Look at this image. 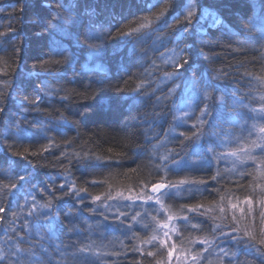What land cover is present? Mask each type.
Instances as JSON below:
<instances>
[{
	"label": "trees",
	"instance_id": "obj_1",
	"mask_svg": "<svg viewBox=\"0 0 264 264\" xmlns=\"http://www.w3.org/2000/svg\"><path fill=\"white\" fill-rule=\"evenodd\" d=\"M48 2L53 8L39 5L37 0H0V9H3L0 11V33H8L0 38V93L7 100L4 113L0 114V207L5 209L0 212V245L12 235V230L18 236L31 237L34 243L39 241L37 233L46 237L49 224L44 220V213L55 217L51 224V243L55 247L95 242L98 250L106 254L100 264H157V261L162 264L164 252V258H167L165 249L154 252L155 256H148L151 249L144 237L147 232L162 231L160 225L167 220V214L189 217L187 221L178 220L179 235L175 242L192 253L208 247L207 260L202 264H228L221 249L240 251L233 240L221 237V231L231 232L235 226L240 228L236 236L243 237L247 230L259 240L264 225L259 220L261 197L256 193L264 185V154L252 152L255 160L241 154L233 170L229 168L228 158L218 159L207 151L205 141L208 138L204 137L194 150L198 156L189 157L196 161L194 164L167 171L171 166L170 159L166 163L164 157L180 151V134L190 136L195 131L193 125L198 123L196 118L204 107L203 103L197 107L196 94L186 88V82L194 76L199 83L200 76L207 79L209 72L213 75L221 70L229 73L226 81L219 82L225 97L222 119L218 121L221 128L213 129L226 137L228 151L243 152L253 141L256 142L257 136L261 138L259 129L264 127V119H261L264 117V48L260 43L248 42L264 39V0H195L199 10L190 25H179L160 40L153 33L142 37L144 43L141 47L146 55H142L139 49L133 53L134 38L113 35L103 40L99 59L93 60L89 59V49L83 44L85 34L94 32L93 25H100L113 33L121 24L136 27L138 25L132 22L139 17L153 19V13L163 8L162 0H60L70 13L71 21L68 24L60 22L51 29L48 21L51 22L52 16L56 15L55 5L59 0ZM190 2L172 0L167 14L160 21H154V24L158 23L157 29H163L180 17L182 19ZM23 6L24 13L21 14L19 9ZM204 9L208 10V15L202 18ZM90 10L94 11V17L88 15ZM216 16L222 23L213 27ZM199 26L204 29L202 35H196L201 30ZM185 27H189L193 35H182ZM44 29L47 31H42ZM15 43L19 44L21 52L14 56L12 46ZM177 45L187 47L191 59L181 70L180 80L165 81L164 73L172 72L173 68L164 60ZM54 46L58 50L72 51L74 62L61 64L58 73H37L33 65L38 60L50 59L49 49ZM236 49L239 51H234ZM207 56L215 59L208 61ZM98 65L108 70L110 76L107 79L96 80L106 75L98 70ZM246 72L251 73V77L241 80ZM139 73L143 75H137ZM140 80L150 82L151 89H157L151 99L128 91ZM89 84L91 88L86 87ZM49 86L61 91L53 97H42L39 112H26L24 108L28 105L21 107L25 100L32 101ZM116 87L124 91L115 92ZM173 87L176 91L166 101L156 100L157 96H166ZM79 94L90 98L82 99ZM65 95L69 96L67 103L59 99ZM186 97L194 99L192 114L186 123L178 124L179 121L174 119L173 102L177 105ZM240 105H247V108ZM252 109L261 111L253 112ZM154 112L160 114L158 118L153 116ZM61 115L70 124H63ZM17 122L21 124L19 139ZM202 130L207 132V126ZM228 132L231 135H226ZM44 148L48 150L44 151ZM214 148L216 153H222L220 146L214 145ZM192 150L188 147L185 152ZM18 152L24 153L27 161L23 156L15 155ZM86 154L103 160L87 159ZM15 175H22L25 179L19 182L17 189H12L10 184L18 183ZM212 176L216 180H212ZM185 179L207 183L200 186L199 193L165 195L162 209L154 203L127 201L122 204L117 199H104L109 192L113 197L118 191L127 194L128 190L135 189L139 192L142 185L148 186L146 191L151 195L152 183ZM93 180L99 183L93 185ZM69 181L77 188H87V193H80L84 197L83 204L75 194L65 195L70 192ZM61 184L66 187L61 189ZM95 195H101L102 200L94 202L92 197ZM249 195L255 201L251 209L244 204ZM49 200L53 202L52 209L40 207ZM230 201L239 202L245 213L242 215L238 209L232 210ZM125 204L132 207H124ZM198 204L204 205L202 211L207 215L187 211L189 206ZM220 208H224L223 213ZM138 210H141L140 215L132 220L129 213ZM69 211L74 215L68 216ZM118 211L129 216L123 223L131 230L119 225L115 215ZM237 220L239 224H236ZM204 240L209 241L207 246L201 243ZM39 242L49 248L47 239ZM49 251L60 264H65L61 257L55 256L54 247ZM243 251L241 261L264 264V258L254 249L243 248ZM208 254L216 256L212 258Z\"/></svg>",
	"mask_w": 264,
	"mask_h": 264
},
{
	"label": "snow or ice",
	"instance_id": "obj_2",
	"mask_svg": "<svg viewBox=\"0 0 264 264\" xmlns=\"http://www.w3.org/2000/svg\"><path fill=\"white\" fill-rule=\"evenodd\" d=\"M37 3L39 5H42L44 7H51L53 8V5L48 2V0H37ZM163 8L160 9L158 13H153V19H149V17H139L137 21H134L132 23H136L138 26L132 27L130 25L121 24V26L115 31V33L111 32L107 28H103L100 25H93L94 32L90 31L89 33L85 34V39L83 41V44L87 46L89 49V59H99L100 56V49L103 43V40L107 39L108 37L115 36V37H132L135 39V45L133 48V53L135 54V51L139 49L140 53L142 55H146L144 52V49L141 47V45L144 43V40L142 39L143 36L148 35L149 33H153L156 35L157 39L160 40L162 38H165L167 35H170L174 30L177 29L179 25H190L192 21H194L197 17L198 12V6L195 2V0H191L189 3L184 15L178 18L176 21H174L172 24L167 25L163 29H157V24H154V21H160L169 11V9L172 7V0H162ZM159 7V6H158ZM157 8V7H155ZM0 11H3V9H0ZM20 13H24V6L19 9ZM55 11L56 15L52 16L51 22L48 21L49 28H56L60 22H63L65 24L70 23L71 21V15L66 10L65 6L59 2L55 5ZM151 12V11H149ZM65 13H67L65 15ZM88 15L90 17H94V11H89ZM222 21L220 19H217L215 21L216 25L221 24ZM151 26V27H150ZM252 25L249 24V27ZM143 29H148L147 32L142 31ZM10 32L14 31L12 29H9ZM42 31H47V29H44ZM204 32V29H201L196 35H202ZM41 33H37V35H40ZM8 33H0V38L6 37ZM182 35L191 36L193 35V31L189 30V27H185L183 29ZM89 41H96V43H89ZM55 43V42H54ZM250 44H257L260 43L261 47L264 48V39H261L259 42H248ZM13 49V55L21 52V48L19 44L15 43L14 46H12ZM171 55L164 60V63L166 65H169L173 68L172 72H166L164 73V80H172L175 82L176 80L181 79V70L184 69L185 65L188 63V61L191 59L189 56L188 48H179L177 47L172 48ZM234 51H239L238 49ZM201 55L204 56V53L201 51ZM48 57L50 59L47 60H38V63L33 65V68L37 70V73L44 72V73H52L53 71L57 72L59 71V66L61 64H69L74 62V56L72 51H69L67 49H56L55 46L49 49ZM53 57H61V59H52ZM208 61H213L215 57L213 56H207L205 57ZM182 61V62H181ZM153 68L156 67L155 62L153 61ZM242 66V65H241ZM98 70L105 72L106 75L103 78H98L96 80H104L107 79L110 74H108V70H106L103 66L98 65ZM151 74L150 70H146ZM137 75H143V73H139ZM251 73H244L243 76L240 77L241 80H244L245 77H251ZM229 77V73L224 72L223 70L217 72L215 75H213L212 72H209L207 74V79H205L204 75L200 76L199 83L195 79L194 76H190L188 81L186 82V88L189 89L192 92H195L196 98L198 99L197 107H199L200 103L204 104V107L200 109V115L197 117L198 123L193 125L195 128V131L192 132V134L186 135L184 133L180 134L179 137V152H176L171 157H164L165 162L167 163L170 159V165L167 167V171H172L174 168L179 169L184 167L187 164H194L196 161L191 160L190 156H198L195 153V149L200 144V141L202 138L207 137L208 139L205 141L207 151L212 154V156H216L218 159L220 157H223L225 159L228 158V156H235L236 153H216L214 145L216 147H219L221 145H226L228 143V140L225 136L218 134L217 132L213 131V129H219L221 128V123H218V121H221V113L224 108V100L225 97L223 95L224 90L219 86V82L226 81ZM39 79V75L37 76ZM127 85V81L125 82ZM87 88H91L92 85L89 84L86 86ZM158 87V86H157ZM148 89H151V83L140 80L138 83H136V86L134 88L128 89L129 92H134L140 97H146L148 99H151L152 95H155V92L157 89H151V92H149ZM211 90V91H210ZM60 89H51L50 86L45 88V91L43 93H40L34 97L32 101L25 100L23 104L21 105L22 108H24V105H28L27 108H24V110L27 112L29 110L34 112H39L40 108L39 105L43 102L42 97H53L56 95ZM115 92H123L124 89L120 87H116L114 89ZM176 89L175 87L171 88L166 96H157L156 100L158 102L160 101H166L168 97H170L173 93H175ZM214 93H221V95H214ZM82 99H89L90 97L85 94H79ZM239 95V93H237ZM59 99L65 103L69 102V96H60ZM7 103L6 97L3 93H0V114H3L5 111V105ZM191 101L190 100H184L181 102L180 105H176L175 102H173V107L175 109V115L174 119L183 121L186 123V118L189 117V114L187 112H183L182 109L185 107L191 108ZM240 107L247 108V105H240ZM251 111H261L257 109H252ZM159 113H153L154 117H159ZM252 118V117H249ZM261 119H264V117H261ZM60 121L68 125L70 122L66 120L62 115L60 116ZM226 123V122H225ZM205 125L207 126L208 131L205 132L202 129H204ZM15 127L17 129V138H20L21 135V124L19 122L15 123ZM259 132L262 134L260 138V142L253 141L251 146L247 149H245L242 152V155H247L251 159L255 160L256 157L252 156L251 153L254 151H259L261 154H264V127H261L259 129ZM251 134V133H250ZM226 135H231L230 132L226 133ZM185 141L187 143H185ZM54 146V145H50ZM191 147L193 150L190 153H186L185 150ZM44 151H47L48 148H44ZM27 151V150H26ZM181 153H185L184 155H181ZM17 156H23L24 160L27 161V156L24 153H16ZM33 156L38 155V153H32ZM79 155V154H77ZM179 156V159H176V157ZM87 159H94L97 162H102L103 158L92 156L89 157L86 154ZM30 163V162H29ZM25 179L24 176H18L15 175V181L10 184V188L17 189L18 184L20 181ZM67 179V178H65ZM212 180H216L215 176L211 177ZM93 185L98 184V181H91ZM206 181L204 180H180L178 182H155L151 184V195H149L146 191L147 185H142L139 192H136L135 189H130L127 191V194L124 191H118L115 194V197L112 196V194L109 192L104 195L105 200H122V201H131V202H147V201H153L155 200L156 203H160L161 197L168 194H179L180 192L191 194L193 191L199 193L200 192V186L206 185ZM70 187V192L65 193V195H72L75 194L77 199L81 204L84 202V197L80 195V193H87V188H77L75 183H72L69 181L68 185ZM61 189L66 187V184H61L59 186ZM261 198L259 200V204L261 205L260 211H259V220L262 225H264V185L260 186L259 193H256ZM94 202L101 201L102 197L101 195H95L92 197ZM223 200V197H221ZM27 202V201H26ZM33 206H35V197H33ZM230 207L232 210H239V212L243 215L245 213V208L240 206L239 202H229ZM255 203L253 200V196L249 195L246 196L244 200V204L248 205L251 209V206ZM41 208L46 209H52L54 207L53 202L49 200L47 203L41 204ZM124 207H130V205L125 204ZM204 209L203 204L193 205L189 206L187 208V211L190 213H195L197 215H207V212H203ZM220 212H224V208L219 209ZM5 211L3 207H0V212ZM90 211H95V209H90ZM211 211V210H209ZM68 216L74 215L72 211H69L67 213ZM116 219L119 222V225L122 227H126L129 230L131 228L128 225H125L123 222L124 220L129 219V216L125 214L124 212H117ZM140 213L137 212L135 215L131 216L132 220H136V217L139 216ZM101 216H103V213H101ZM54 215H49L48 213H44V220H46L49 224V227L47 229V236H42L40 233H37V236L39 237V241H42L44 239H47L49 241V248L54 247L55 248V256L61 257V259L65 262V264H100L101 261H103L106 257L105 253H102L98 250V248L95 245V242H91L88 244H80L79 242L76 245H65L63 248L61 247H55L52 243V229L51 224L54 220ZM122 218V219H121ZM233 220H236L235 215H233ZM2 219V217H0ZM105 219H107L105 217ZM181 219L183 221H187L189 217H175L173 215H169L167 217V220L164 221L160 227L164 229V237L165 239L159 240L156 236H153L150 240L145 241L146 243L152 244L153 241L157 243L158 246H162L167 254V264H172L173 257L176 258L177 264H202V262L207 260L208 253V247H204L203 251L195 252V253H189L187 251H184L183 249L179 250V255H177L178 249L175 241H173L171 244H169V240L167 239L169 232H174L175 228L171 227V222ZM253 221L255 218H251ZM101 225H103V221L100 222ZM236 224H239V221H236ZM91 228V226H89ZM145 228L148 227V225L144 226ZM193 228H197V225H192ZM240 232L239 227H233L231 232L225 233L221 231L220 235L221 237L225 239L233 240L235 243L236 248L240 249V251L235 250H224L221 249V252L223 253V257L227 258L228 264H248L247 261H241L240 256L244 255L243 248H252L256 251V253L264 258V228H261L260 230V238L257 240L256 236L253 234L252 231H245L244 236H236L235 233ZM7 235V233H6ZM244 237H247V239H244ZM33 242L31 237H25V236H18L15 234V230H12V235L8 236V238L4 241L2 245H0V264H60L59 261H57L54 258V255L52 252L49 251V248L44 247V244L41 242ZM203 245L207 246L209 244L208 240H204L201 242ZM22 244L28 245L27 247H21ZM243 246V247H241ZM133 251H142L141 249H133ZM113 255L119 256V253H113ZM148 256H155L154 252H147ZM157 264H161L160 261H157Z\"/></svg>",
	"mask_w": 264,
	"mask_h": 264
},
{
	"label": "rangeland",
	"instance_id": "obj_3",
	"mask_svg": "<svg viewBox=\"0 0 264 264\" xmlns=\"http://www.w3.org/2000/svg\"><path fill=\"white\" fill-rule=\"evenodd\" d=\"M208 15V10L207 9H204V10H202V18H204V17H206ZM199 28L200 29H202L203 27L202 26H199ZM170 55H168L167 56V58L169 57ZM186 93V92H185ZM190 100L191 101V108H188V107H185V108H183L182 109V111L183 112H187L188 114H189V117L191 116V114H192V110H193V105H194V99H192L191 97H186L185 99H182V100H180V102L179 103H177V106L178 105H180L181 104V102L182 101H184V100ZM188 117V118H189ZM186 120H187V118H186ZM179 121V120H178ZM185 122H183V121H179L178 122V124H184ZM177 124V123H176ZM228 147V144L227 145H221L220 146V148H222L221 149V152L223 153V154H228V153H232L233 151H228V149H230V147L229 148H227ZM236 153V155L235 156H228V159L230 160V163H229V165H230V169H233V170H235V162H239L240 161V159H239V157L241 156V154H242V152H235ZM244 158H247V156H245ZM226 160V159H225ZM151 194V193H150ZM165 196V195H164ZM164 196H162L161 197V200H160V203H156L155 202V200H153V201H147V202H144V203H148V204H150V203H154L155 205H160L159 206V208L160 209H162V207H161V203H162V206H163V198H164ZM137 202V201H136ZM170 214H167L166 215V219H167V217L169 216ZM174 216V215H173ZM178 220L179 219H176V220H174V221H172L171 222V227H174L175 228V231L174 232H169V235H168V237H167V239L169 240V244H171L173 241H175V239L177 238V236L179 235V228H178ZM164 229H162V238H161V240H163V239H165V237H164V235H163V233H164ZM176 243V245H177V249H178V252H177V255H179V250L180 249H183L184 251H187V252H189L190 254L192 253L191 252V250H186L185 248H183V247H180L178 244H177V242H175ZM214 253H216V252H214ZM167 255V254H166ZM208 255H214V256H216V254H208ZM172 264H177V260H176V258L175 257H173V259H172Z\"/></svg>",
	"mask_w": 264,
	"mask_h": 264
},
{
	"label": "bare ground",
	"instance_id": "obj_4",
	"mask_svg": "<svg viewBox=\"0 0 264 264\" xmlns=\"http://www.w3.org/2000/svg\"><path fill=\"white\" fill-rule=\"evenodd\" d=\"M217 19H220V17L219 16H216L215 17V19H214V23H215V21L217 20ZM256 142L258 143V142H260V137H256ZM150 144V143H149ZM151 145V144H150ZM150 145H147V147L149 148V147H151ZM118 201H120L122 204H124V203H126L127 201H122V200H118ZM130 207H132V205H130ZM125 212H127V211H125ZM137 212H141V210H138V211H136L135 213H137ZM134 213V214H135ZM134 214H131V213H129V215H134ZM142 214H143V212H142ZM146 215V214H145ZM148 215V214H147ZM146 215V216H147ZM149 216V215H148ZM151 216V215H150ZM155 221H158V220H155ZM159 222H161L162 223V221L161 220H159ZM147 235L144 237L145 238V241H147V240H150L153 236H156L159 240H161V238H162V231H157V230H155V231H151V232H147L146 233ZM146 244H148L149 245V247H150V249H151V251L152 252H155V253H159V252H161V251H164V249H163V247L162 246H158L157 245V243L155 242V241H153V243L152 244H149V243H146ZM216 248V247H215ZM217 250L216 251H220L219 249L220 248H216ZM158 257H159V255H158ZM165 257V252H164V255H163V257H161V259L163 260V262H162V264H167V258H164ZM212 258H215V256H211Z\"/></svg>",
	"mask_w": 264,
	"mask_h": 264
}]
</instances>
